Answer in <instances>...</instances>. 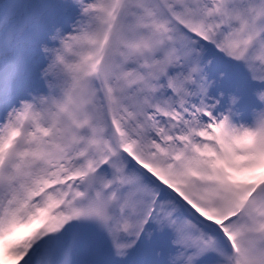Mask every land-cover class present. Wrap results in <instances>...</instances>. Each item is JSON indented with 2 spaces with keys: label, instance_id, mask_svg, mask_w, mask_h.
<instances>
[{
  "label": "rangeland",
  "instance_id": "374dc122",
  "mask_svg": "<svg viewBox=\"0 0 264 264\" xmlns=\"http://www.w3.org/2000/svg\"><path fill=\"white\" fill-rule=\"evenodd\" d=\"M123 1L0 0V86L15 70L13 91L0 104L26 95L0 136V264H73L88 248L83 264H122L158 186L166 196L161 219L133 264H149L154 251L155 264L165 255L170 264H222L235 248L243 254L236 264H264V195L247 218L223 222L264 159V0H241L239 8L238 0H136L129 13L120 8L128 18L115 33ZM70 10L69 23L89 16L93 31L57 53L51 32L70 29H59ZM30 31L40 38L25 42ZM209 95L213 112L194 104ZM162 98L176 100L175 109L156 107ZM220 103L227 115L218 116ZM244 117L255 121L243 141L248 150L233 159L226 143ZM200 124L215 134L196 131ZM84 127L93 134L79 135ZM196 141L213 149L194 148ZM84 171L74 186L53 180ZM219 184L226 187L220 208L212 198ZM206 228L217 233L214 246ZM244 228L246 247L232 241Z\"/></svg>",
  "mask_w": 264,
  "mask_h": 264
},
{
  "label": "bare ground",
  "instance_id": "6f19581e",
  "mask_svg": "<svg viewBox=\"0 0 264 264\" xmlns=\"http://www.w3.org/2000/svg\"><path fill=\"white\" fill-rule=\"evenodd\" d=\"M98 1L99 0H84V3L87 6L90 3H94V2H98ZM135 1L136 0H129V2L131 4L126 5V10L131 11L132 5L134 4ZM240 2H241V0H238V8H239V5H240ZM80 5L82 6V4H80ZM123 7H125V5H122L120 8H123ZM119 12H120V10L117 9L116 14H118ZM70 16H71V14H70ZM88 18H89V16H83L82 19H80L77 22H70L69 25H71V23H72V25L70 26V29L68 31H66L65 34H62L61 36H58L57 32L53 30L51 32V35L52 36H57V38H59V41L56 44H54V46H52L51 49H54L55 51H57V53H59V51L62 50L64 45H68V46L72 47L75 44V42H78V41L84 39L85 37H87L86 35L91 34L93 29L91 28V26L87 27V25L84 23L85 21L88 22ZM124 22H125V20L122 22V24ZM234 25H235V23H234ZM59 29H61V28H59ZM65 29H62V31H64ZM73 34L75 35L74 38H73ZM21 46H24V45H21ZM261 55H262V58L264 60V50L261 51ZM120 61H122L121 58H120ZM218 75H220V74H218ZM215 82H216V76L212 77V80L208 84V86L209 85L211 86V84H214ZM181 86H182L181 82H179L177 80L176 87H180V89L182 90ZM8 95H6V97L5 96H0V98L6 99L8 97ZM84 95L86 96L87 94H84ZM24 99H26V95L24 94V92H19L12 98L11 101L7 100V101L2 102L0 104V136L3 133L4 128L11 127V124H12L13 118L15 116V113H16V111L19 110V108L21 106V103L23 102ZM211 99H212V96L209 95L206 99H204L205 102L200 103L199 100H196V101H193V102L197 106H201L203 108H208V109L211 110V106L209 104V103H211ZM175 103H177L176 100H174L173 102H170V100L166 101L165 98H162V99H160V101H157L155 106L156 107H157V105L162 106V107L168 106V108H171L170 110H172V109H175V107H176ZM186 105L187 104H185L184 106H186ZM74 110L76 111V113H78V115L81 114V110L79 108H74ZM222 113L223 114L226 113L224 111V106L223 105H222ZM225 120H226V116L224 115L223 122H225ZM254 122L255 121L253 119L244 117V118L241 119V122L239 124H232L231 125V137L229 138V140H227V143H226V146L228 147V152H227L226 155H228L230 158L234 159L240 153L248 150L247 148L243 147V144H244L243 141H244L245 136L250 131L251 124H254ZM155 123H156V125H158V124H160V121L155 120ZM98 124H96V125H98ZM251 129H252V126H251ZM95 130H97L98 134L100 135L101 134V130H102V126L101 127L100 126H96ZM195 130L199 131L201 133L210 132V133H214L215 134L214 130L208 129L207 126L204 125V124H200L199 126L196 127ZM77 131H78L79 135H82V136L86 135V134L88 136H91L93 134V132H91L86 127H84L83 129H78ZM169 132H170V129L166 127V129L164 130V133H169ZM176 133H183V131L180 129ZM123 140H125V142L128 143L130 138L127 136ZM145 140L147 142H150L149 140H151V139L146 137ZM194 148H197L199 150L201 149L202 151H209V150L213 149L211 144H209V143H199L197 141L195 142V147ZM203 160L204 161H209L210 164H212L214 162V158L213 159L212 158H207L206 160L205 159H203ZM263 173H264V171H263ZM239 187H241L240 191L242 192L245 189L246 184H243L242 186H239ZM214 190H215V192H214L212 198L215 201V206L220 208L221 205H222V201H223V199L225 198V195H226V191H225L226 187H222V184H219V186H217ZM244 192L245 191H243V193ZM245 193L249 194L250 191L249 192H245ZM32 202L33 201H30L29 204H31ZM236 202L239 203V207H243V208L244 207L247 208L249 205H251V204H249L250 203L249 200H248V203H247V201H245V202L243 201L244 203L240 204L241 201L239 202V197H238V199H236L235 203ZM255 207H257V205ZM237 210L238 209L236 208L233 211L234 214L238 213ZM250 212H252V208H250ZM250 215H251V213L249 214V216ZM138 216H139L138 214H136L134 216V218L132 219V222H131L132 224L131 225L135 224V222L137 221ZM160 218H161V215H159V219ZM246 228H244L246 230L244 235L247 234V236L244 237V235H243L242 238H244V239L249 238V235H251L250 232L247 231ZM130 229H131V227H130ZM242 242H244V247L248 246V242L249 241H242ZM251 242L252 241H250V243ZM158 254H159V252H155L154 251V255H153V257H152V259L150 261V264H155V260L154 259L156 258V256H158ZM89 255H91L90 248H88L84 252H82V250H81L78 253V255L76 256L75 260L73 261V264H83V263H85L89 259ZM165 257H166V255L164 257L161 256V258H162L161 264H170V263L167 262L166 259H163ZM153 261H154V263H153ZM182 262H179V263L183 264ZM254 263L256 264L257 262L255 261Z\"/></svg>",
  "mask_w": 264,
  "mask_h": 264
}]
</instances>
